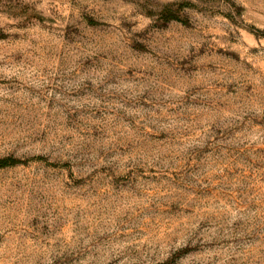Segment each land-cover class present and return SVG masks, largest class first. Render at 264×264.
Instances as JSON below:
<instances>
[{"label": "rangeland", "instance_id": "obj_1", "mask_svg": "<svg viewBox=\"0 0 264 264\" xmlns=\"http://www.w3.org/2000/svg\"><path fill=\"white\" fill-rule=\"evenodd\" d=\"M262 33L264 0H0V264H264Z\"/></svg>", "mask_w": 264, "mask_h": 264}, {"label": "trees", "instance_id": "obj_2", "mask_svg": "<svg viewBox=\"0 0 264 264\" xmlns=\"http://www.w3.org/2000/svg\"><path fill=\"white\" fill-rule=\"evenodd\" d=\"M188 4V3H186ZM162 16L165 20H176L182 22L178 15V10H174L172 5H168L162 12ZM264 33H262L263 35ZM15 160L12 158H0V168L14 165Z\"/></svg>", "mask_w": 264, "mask_h": 264}]
</instances>
